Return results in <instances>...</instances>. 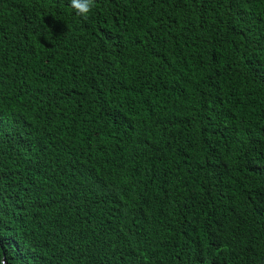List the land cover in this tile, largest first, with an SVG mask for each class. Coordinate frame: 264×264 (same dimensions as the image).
<instances>
[{"label":"trees","instance_id":"16d2710c","mask_svg":"<svg viewBox=\"0 0 264 264\" xmlns=\"http://www.w3.org/2000/svg\"><path fill=\"white\" fill-rule=\"evenodd\" d=\"M0 264H264V0H0Z\"/></svg>","mask_w":264,"mask_h":264},{"label":"clouds","instance_id":"9594fccd","mask_svg":"<svg viewBox=\"0 0 264 264\" xmlns=\"http://www.w3.org/2000/svg\"><path fill=\"white\" fill-rule=\"evenodd\" d=\"M69 3L76 14L84 20L89 18L90 13L95 7V0H69Z\"/></svg>","mask_w":264,"mask_h":264}]
</instances>
